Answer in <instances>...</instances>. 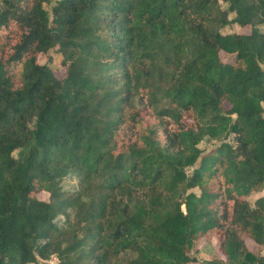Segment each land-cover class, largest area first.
<instances>
[{
    "label": "trees",
    "instance_id": "16d2710c",
    "mask_svg": "<svg viewBox=\"0 0 264 264\" xmlns=\"http://www.w3.org/2000/svg\"><path fill=\"white\" fill-rule=\"evenodd\" d=\"M51 4L0 1V264H264V0Z\"/></svg>",
    "mask_w": 264,
    "mask_h": 264
},
{
    "label": "rangeland",
    "instance_id": "374dc122",
    "mask_svg": "<svg viewBox=\"0 0 264 264\" xmlns=\"http://www.w3.org/2000/svg\"><path fill=\"white\" fill-rule=\"evenodd\" d=\"M1 1V0H0ZM58 0H52V4L51 5H45V9L50 11L52 6L57 2ZM233 18V17H232ZM251 31V28H240L237 25H231L229 27H226L222 30V33L224 34H231V33H237V34H249ZM49 57H51V63L50 66L54 69V72L56 74V76L58 78H62L65 74L66 69L62 66V55L61 54H57L56 51H50L48 54L45 55H41L39 57V63L41 65L45 64ZM228 56L224 55L223 56V60H227ZM228 105H225L224 107L226 109H228L227 107ZM262 107L264 108V104L262 105ZM232 138H230V140L232 141ZM218 146V143L215 142H211V141H203L200 144V148L204 151V152H209L210 150H212L214 147ZM66 189L70 190L73 189L76 185H77V181L75 178H67L64 181L63 184ZM264 195V193H261L260 195H253L251 197H249V200L251 202H253L256 198L260 197ZM38 198L40 200L43 201H48L49 199V195L47 193H40L38 195ZM61 221H63L61 219ZM247 245L249 247V249L253 252L256 253H261L264 256V247H258L255 244L251 243L249 240H247ZM199 260L203 261V260H213L215 258H223V255L221 253L220 250V242L217 238H214L212 241H205L204 239L201 240L199 242V246H198V251H196L194 253ZM57 263V258L53 257L51 258L49 261H41L39 264H56Z\"/></svg>",
    "mask_w": 264,
    "mask_h": 264
},
{
    "label": "crops",
    "instance_id": "0c3cea01",
    "mask_svg": "<svg viewBox=\"0 0 264 264\" xmlns=\"http://www.w3.org/2000/svg\"><path fill=\"white\" fill-rule=\"evenodd\" d=\"M258 195V194H257ZM260 195V194H259ZM257 199V198H256Z\"/></svg>",
    "mask_w": 264,
    "mask_h": 264
}]
</instances>
